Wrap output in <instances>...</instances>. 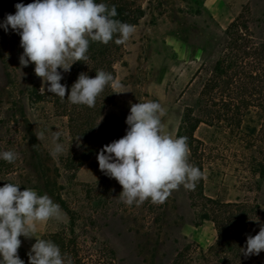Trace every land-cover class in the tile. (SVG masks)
Wrapping results in <instances>:
<instances>
[{"label": "rangeland", "instance_id": "rangeland-1", "mask_svg": "<svg viewBox=\"0 0 264 264\" xmlns=\"http://www.w3.org/2000/svg\"><path fill=\"white\" fill-rule=\"evenodd\" d=\"M111 1L122 6L121 22L135 31L123 45L90 41L88 60L62 73L65 99L43 90L34 65L19 64V36L0 29V151L17 154L13 163L0 160V187L18 184L20 191L33 189L57 204L60 197L81 222L91 223L86 239L111 250L115 264H173L177 258V264H264V252L240 254L246 236L264 224V177L258 172L264 163L261 92L250 100L239 127L198 125L193 137L203 146L188 159L203 176L195 190L181 186L163 204H124L122 187L99 170L97 153L77 169L72 163L88 147L101 149L125 134L130 102L160 103L163 131L176 138L185 105L209 76L230 23L242 15L247 32L241 34H251L254 41L264 37V0H96ZM8 5L0 21L14 14L13 4ZM200 68L204 72L198 73ZM98 70L111 73L122 87L105 86L94 107L76 105L75 118L84 124L85 135L72 136L68 89L80 73L92 78ZM53 131L63 145L58 156L51 155ZM66 223L61 209L59 217L38 224L34 237L19 238L18 256L28 264L35 239Z\"/></svg>", "mask_w": 264, "mask_h": 264}, {"label": "clouds", "instance_id": "clouds-1", "mask_svg": "<svg viewBox=\"0 0 264 264\" xmlns=\"http://www.w3.org/2000/svg\"><path fill=\"white\" fill-rule=\"evenodd\" d=\"M14 8V14H5L0 21V29L5 33L11 29L19 36L23 50L19 64L34 65V74L40 78L43 90L61 99H65L67 89L61 83L62 73L69 72L74 63L88 60L90 41L123 45L135 31L134 25L114 19L115 5L96 0H32L27 5L16 3ZM105 86L122 87L109 72L98 70L92 78L80 73L68 89L66 99L71 104L91 108ZM164 111L156 101L130 102L125 134L96 154L99 170L122 187L119 197L128 206H139L145 200L163 204L181 186L195 190L203 176L189 162L187 137L173 138L164 133L161 122ZM59 136L57 131L51 133L53 156L63 152ZM16 158L14 151H0V160L6 163H13ZM19 188L14 183L0 187V264H25L18 256L19 238L34 237L38 224L61 214L59 204L47 194ZM261 252H264V224L254 236L247 235L245 245L240 248L245 258ZM28 264L72 262L51 240L35 239L28 253Z\"/></svg>", "mask_w": 264, "mask_h": 264}, {"label": "trees", "instance_id": "trees-1", "mask_svg": "<svg viewBox=\"0 0 264 264\" xmlns=\"http://www.w3.org/2000/svg\"><path fill=\"white\" fill-rule=\"evenodd\" d=\"M10 2L13 4L12 6L16 3L26 5L25 0H0V12L3 11V8L6 9ZM112 5L116 6L117 11V16L114 19L122 21L124 16L122 6L114 1L108 3V6ZM243 17L240 15L226 29L225 39L218 43L217 55L212 60L208 70L209 76L200 83L197 97L185 105L176 138L187 137V144L190 153L193 155H196L199 148L203 146L193 137L198 125L223 126L227 129L233 126L239 127L244 116L249 113L250 100L252 98L256 100L258 92L262 93V101H264V37L254 41L250 38L252 37L251 34H247L248 37L246 34H241L243 30L247 32L246 22L242 21ZM100 52L102 51H99V54ZM246 59H249L248 63H246ZM205 65L203 62V66ZM204 70L200 68L198 73H202ZM192 93L191 90L190 94ZM75 106L71 104L72 136H78L84 127V124L75 118L79 115ZM77 106L83 109L88 108L84 105ZM261 109L264 111V105ZM88 125L89 123L85 127L87 130ZM84 135L83 131L81 137ZM99 150L100 148L96 150L91 146L84 153L74 157L72 160L74 169L82 166L90 155ZM258 172L261 177H264V163L259 165ZM57 202L67 215V223L62 229L46 233L40 239L51 240L57 244L62 254H67L71 258L72 264H115L111 250L106 247L95 246V238L86 239L87 232L84 230L91 223L86 224L85 220V222H81L82 216L77 211L69 209L60 197H58ZM178 259L173 260V264H177Z\"/></svg>", "mask_w": 264, "mask_h": 264}]
</instances>
